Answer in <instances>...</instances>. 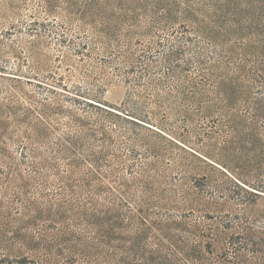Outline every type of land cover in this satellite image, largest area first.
<instances>
[{"label":"trees","instance_id":"16d2710c","mask_svg":"<svg viewBox=\"0 0 264 264\" xmlns=\"http://www.w3.org/2000/svg\"><path fill=\"white\" fill-rule=\"evenodd\" d=\"M2 3L0 76L26 88L0 84L15 122L0 141V264H264V217L248 214L264 187L234 183L219 215L171 206L174 159L148 126L154 109L227 118L224 92L264 88V55H226L204 0ZM244 111L228 119L264 129Z\"/></svg>","mask_w":264,"mask_h":264},{"label":"rangeland","instance_id":"374dc122","mask_svg":"<svg viewBox=\"0 0 264 264\" xmlns=\"http://www.w3.org/2000/svg\"><path fill=\"white\" fill-rule=\"evenodd\" d=\"M184 1L178 0L179 3ZM203 6L206 28L216 32L217 41L226 55L238 59L264 55V0H204ZM6 8L2 3L0 12L3 13ZM213 25L215 28H212ZM39 62V67L46 68L51 58ZM0 84L1 87L16 85L18 94L25 92L26 88L24 81H7L1 76ZM240 86L224 92L231 97L226 108L227 118L226 112L222 113L210 104L205 105L200 114L194 109L185 112L183 120L171 112L162 117L163 113L154 109L155 116L148 126L164 137L157 138L174 159L164 172L169 180L167 187H170L171 206L179 201L180 210L195 206L203 212L219 215L229 210L223 197L230 193L234 183L247 188L264 187V129L251 125L249 119L243 117L242 121L237 117L228 119L232 113L241 118L244 110L263 115L264 102L258 103V100L264 99V88ZM3 87L2 92H5ZM124 96L123 85H112L104 99L111 105H120ZM3 97L0 94V141L11 134L15 124L11 117H7ZM202 114L205 120H201ZM260 195L253 199L254 203L249 207L251 212L248 214L254 219L264 217V193ZM211 196L216 200L210 202ZM205 243L206 239H202L201 252L206 259H210L204 249Z\"/></svg>","mask_w":264,"mask_h":264}]
</instances>
